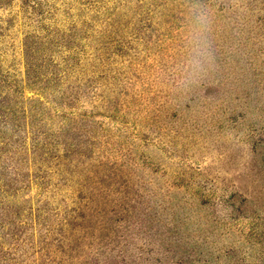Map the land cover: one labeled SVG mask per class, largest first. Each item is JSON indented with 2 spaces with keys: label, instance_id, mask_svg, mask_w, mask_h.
<instances>
[{
  "label": "rangeland",
  "instance_id": "374dc122",
  "mask_svg": "<svg viewBox=\"0 0 264 264\" xmlns=\"http://www.w3.org/2000/svg\"><path fill=\"white\" fill-rule=\"evenodd\" d=\"M194 14L186 0H0L6 83L24 77V36L49 34L67 40L55 59L75 51L71 77L113 106L89 123L136 198L130 215L107 216L104 234L124 238L106 264H264V0L197 13L199 66ZM77 189L54 193L70 204L85 198Z\"/></svg>",
  "mask_w": 264,
  "mask_h": 264
},
{
  "label": "trees",
  "instance_id": "16d2710c",
  "mask_svg": "<svg viewBox=\"0 0 264 264\" xmlns=\"http://www.w3.org/2000/svg\"><path fill=\"white\" fill-rule=\"evenodd\" d=\"M186 1L197 14L215 0ZM63 43L27 33L23 79L6 83L10 74L0 70V264H106L100 258L124 238L116 230L104 234L107 216L115 207L127 215L135 207L120 164L106 155L110 142L89 123L94 115L113 118V106L105 97L96 104L95 94L71 77L75 51L55 59L53 48ZM75 179L85 198L69 204L54 189ZM106 186L115 194L112 205Z\"/></svg>",
  "mask_w": 264,
  "mask_h": 264
},
{
  "label": "clouds",
  "instance_id": "9594fccd",
  "mask_svg": "<svg viewBox=\"0 0 264 264\" xmlns=\"http://www.w3.org/2000/svg\"><path fill=\"white\" fill-rule=\"evenodd\" d=\"M196 21L197 24H194L189 32L188 43L191 47V53L193 56V65L199 66L201 64L200 58L203 55V50H202L203 32L199 27H197V25L203 23L201 15L198 14L196 16Z\"/></svg>",
  "mask_w": 264,
  "mask_h": 264
}]
</instances>
